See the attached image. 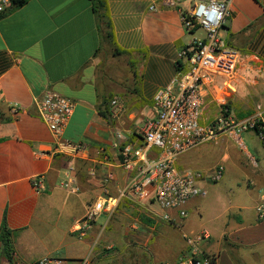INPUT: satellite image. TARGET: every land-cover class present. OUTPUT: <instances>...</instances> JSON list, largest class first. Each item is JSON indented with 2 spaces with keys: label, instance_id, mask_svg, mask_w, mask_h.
<instances>
[{
  "label": "crops",
  "instance_id": "crops-1",
  "mask_svg": "<svg viewBox=\"0 0 264 264\" xmlns=\"http://www.w3.org/2000/svg\"><path fill=\"white\" fill-rule=\"evenodd\" d=\"M160 1L107 0L112 42L90 0H29L0 20V227L6 214L14 231L15 256L22 262L52 257L61 246L60 239L52 245L54 233H61L63 242L71 235L80 238V255L58 257L63 264H79L88 256L92 264H181L187 253L183 235L195 233L188 216L198 198L185 207L184 217L171 211L173 222L166 224L154 202L127 195L111 217L102 214L85 235L74 233L90 207L118 197L128 184L132 174L121 167L122 146L143 144L140 130L156 115L155 95L176 79L180 51L200 32L187 33L178 9L163 7ZM195 1L206 0H180L178 8ZM9 8L10 3L5 11ZM221 36L225 47L240 51L244 60L234 82L203 83L204 121L212 122L223 109L241 121L261 111L264 131V0H233ZM49 90L76 104L64 138L87 147L77 158L55 154L52 132L37 116L35 101ZM114 99L122 107L109 121L99 108L110 110ZM243 135L255 156L245 158L237 144L234 148L230 141L219 140L196 158L187 154L202 146L178 161L180 170L206 175L219 164L226 170L230 161L250 172L255 206L249 209L235 200V212L224 211L220 228L207 230L211 237L204 251L216 256L217 264H264V221L256 214L264 196V143L254 131ZM70 173L75 193L66 187ZM108 174L113 179L106 181ZM39 177L45 187L40 193L33 186ZM212 183L208 178L200 182L207 191ZM71 196L82 215L62 230L48 215L58 201L65 208ZM134 207L144 214L129 218V210L137 211ZM40 250L42 255L37 254ZM0 264H7L1 254Z\"/></svg>",
  "mask_w": 264,
  "mask_h": 264
},
{
  "label": "built area",
  "instance_id": "built-area-1",
  "mask_svg": "<svg viewBox=\"0 0 264 264\" xmlns=\"http://www.w3.org/2000/svg\"><path fill=\"white\" fill-rule=\"evenodd\" d=\"M232 1H195L187 8H178L180 0L160 1L163 7L178 9L187 33L194 36L196 32L203 31L204 34L194 36L190 46L180 51L176 79L155 95L156 115L146 120L140 130L143 144L122 146L121 167L132 174L128 184L118 197L99 200L90 207L86 216L75 225L74 233L83 236L100 215L111 217L120 200L127 195L154 202L163 211L161 217L166 222H173L171 211H178L184 217L185 207L190 201L208 196V191L200 182L204 178L219 182L225 167L219 164L211 175L198 170L182 171L178 168L179 159L207 143L218 142L223 136L233 140L241 150L246 149L242 135L248 131L256 132L263 114L261 111L243 121L233 118L225 109L212 122H205L203 118V83L206 80L214 82L215 79L224 80V83L234 82L244 60L240 51L225 47L221 36ZM8 3L9 0H4L0 13L5 11ZM35 106L37 116L52 132L56 155L77 158L86 151L85 145L64 138L65 129L76 108L73 100L49 90L35 101ZM121 107L119 99L111 101V118L118 117ZM17 108L16 104L12 106L15 113ZM259 129L261 132L258 136L264 141L262 126ZM67 177L66 187L73 193L77 192L75 177L71 173ZM110 179H113L112 174H108L106 181ZM33 186L38 193L44 190L43 177L35 179ZM256 214L259 221H264V196L256 207ZM210 237L208 231L184 234L187 253L180 258L181 264H217V257L204 251V244ZM63 263L62 259L46 257L31 264ZM12 264L26 263L14 256ZM79 264H92L91 257L80 260Z\"/></svg>",
  "mask_w": 264,
  "mask_h": 264
},
{
  "label": "rangeland",
  "instance_id": "rangeland-1",
  "mask_svg": "<svg viewBox=\"0 0 264 264\" xmlns=\"http://www.w3.org/2000/svg\"><path fill=\"white\" fill-rule=\"evenodd\" d=\"M204 33L203 31H200L198 36H202ZM247 117V115H246ZM240 119V118H239ZM242 120V119H240ZM260 138V136H258ZM242 139L245 143V146H247V150H243L245 154L243 156L246 158L248 155L255 156L254 150L252 146L248 143L247 138L245 135L242 136ZM228 140L231 143H233L231 146L236 148V143L231 140L230 138L223 136L220 138V141H223V143ZM261 141H263L260 138ZM222 143V144H223ZM264 143V141H263ZM213 145L212 143H207L206 145L202 146L197 151H192L187 155H190L191 157L196 158L195 156L200 152L204 151L210 148V146ZM250 179V172L244 169H239L237 165L234 164L233 161H230L226 163V170L224 171L222 179L217 183H212L208 185V196L206 198H198L194 203V206L196 208H192L190 211V215L188 216V221L192 222L193 224V230H195V233H199L202 231L211 230V228H220L219 226L222 224L223 212H235V209L233 207L234 202H240L242 205L247 206L249 209L251 207L255 206L256 198H257V191L253 188L248 187V180ZM75 196H71L69 204L63 208L62 203H59L58 201V207L52 209L50 211V215H48V218H50L54 223L58 221L59 225L58 228L64 230L68 223L71 221V219L75 218L78 219L82 212L80 209L76 206L74 203ZM199 207V208H198ZM135 208V207H134ZM137 209V208H135ZM119 211V210H118ZM251 211V210H250ZM127 214L129 215V218H134L132 216L134 213H137L136 216L143 213L141 210L135 211L129 210ZM116 213V212H115ZM122 213V212H120ZM149 213V212H148ZM114 214V213H113ZM144 214V213H143ZM141 214V215H143ZM150 216H153L149 214ZM124 215L117 214V219H123ZM104 219V218H103ZM107 220L104 219V221ZM168 223V222H164ZM72 236V238H70ZM67 237V241L63 242V236L62 234H53L54 240L52 242V245H54L57 240L60 239L58 242L60 249L51 255L52 257H62L64 258L68 254L72 255H80V252L82 251V248L79 244L80 238L78 235H71ZM119 247H117L118 249ZM42 251L40 250L37 254L42 255ZM122 253V250L121 252ZM42 258H45V255H42ZM98 264H102V262H98Z\"/></svg>",
  "mask_w": 264,
  "mask_h": 264
},
{
  "label": "trees",
  "instance_id": "trees-1",
  "mask_svg": "<svg viewBox=\"0 0 264 264\" xmlns=\"http://www.w3.org/2000/svg\"><path fill=\"white\" fill-rule=\"evenodd\" d=\"M10 8L7 11L0 13V20L5 18L10 12L13 10L19 9L26 5L29 0H9ZM92 4L93 13L99 18L105 27L107 28L106 38L109 42L113 41V31H112V23L110 20L109 10L107 0H90ZM120 52H117L119 54ZM100 115L106 120L111 119L110 110L108 108H99ZM259 126H262V123L256 127V133L259 134L261 130ZM14 231L10 230L7 225L6 214L4 215L1 227H0V254L1 257L7 262V264H12L13 258L15 256L14 251Z\"/></svg>",
  "mask_w": 264,
  "mask_h": 264
}]
</instances>
